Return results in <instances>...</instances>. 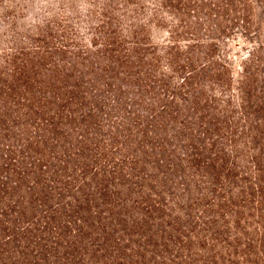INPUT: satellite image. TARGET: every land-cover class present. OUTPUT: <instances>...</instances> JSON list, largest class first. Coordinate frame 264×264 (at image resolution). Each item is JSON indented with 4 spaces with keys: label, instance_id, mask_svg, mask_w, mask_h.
<instances>
[{
    "label": "trees",
    "instance_id": "16d2710c",
    "mask_svg": "<svg viewBox=\"0 0 264 264\" xmlns=\"http://www.w3.org/2000/svg\"><path fill=\"white\" fill-rule=\"evenodd\" d=\"M95 1L0 45V264H264L262 0Z\"/></svg>",
    "mask_w": 264,
    "mask_h": 264
},
{
    "label": "rangeland",
    "instance_id": "374dc122",
    "mask_svg": "<svg viewBox=\"0 0 264 264\" xmlns=\"http://www.w3.org/2000/svg\"><path fill=\"white\" fill-rule=\"evenodd\" d=\"M89 0H0V45L5 43L9 39V34L13 31H18L19 26L28 25L33 21H37L45 15V13L53 12H67L74 11V13L80 14V21H82V15L87 9V3ZM95 2H98L96 0ZM257 13L260 15V21L264 22V0L257 2L255 5ZM69 9V10H68ZM240 29L235 30L234 34L240 33ZM262 42L264 43V28L261 32ZM152 36L155 39H160L164 36L163 30L152 31ZM238 43L229 41H222L221 50L224 51L221 54H230L229 64L234 74V78L237 79V75L240 73V59L245 55L243 52L249 49L250 43L243 38H237ZM253 41V40H251Z\"/></svg>",
    "mask_w": 264,
    "mask_h": 264
}]
</instances>
